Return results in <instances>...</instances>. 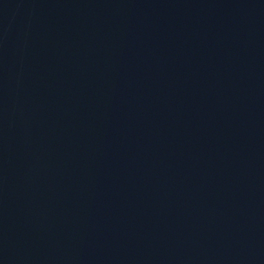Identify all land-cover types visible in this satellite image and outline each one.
Segmentation results:
<instances>
[{
    "label": "water",
    "instance_id": "1",
    "mask_svg": "<svg viewBox=\"0 0 264 264\" xmlns=\"http://www.w3.org/2000/svg\"><path fill=\"white\" fill-rule=\"evenodd\" d=\"M0 264H264V0H0Z\"/></svg>",
    "mask_w": 264,
    "mask_h": 264
}]
</instances>
